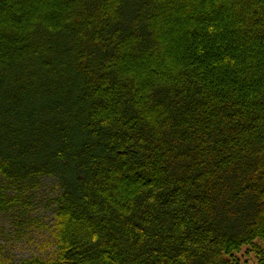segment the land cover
Instances as JSON below:
<instances>
[{"label":"trees","instance_id":"16d2710c","mask_svg":"<svg viewBox=\"0 0 264 264\" xmlns=\"http://www.w3.org/2000/svg\"><path fill=\"white\" fill-rule=\"evenodd\" d=\"M47 177L0 264H264V0H0V210Z\"/></svg>","mask_w":264,"mask_h":264},{"label":"rangeland","instance_id":"374dc122","mask_svg":"<svg viewBox=\"0 0 264 264\" xmlns=\"http://www.w3.org/2000/svg\"><path fill=\"white\" fill-rule=\"evenodd\" d=\"M54 183V178L47 177L36 189L29 188L14 215L0 210V252L5 258L19 262L35 256L46 259L54 253ZM255 242L261 244L258 239ZM235 256L241 264H257L252 246H242Z\"/></svg>","mask_w":264,"mask_h":264}]
</instances>
